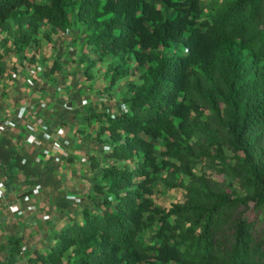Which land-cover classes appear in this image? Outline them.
Returning <instances> with one entry per match:
<instances>
[{
    "label": "trees",
    "instance_id": "16d2710c",
    "mask_svg": "<svg viewBox=\"0 0 264 264\" xmlns=\"http://www.w3.org/2000/svg\"><path fill=\"white\" fill-rule=\"evenodd\" d=\"M212 11L198 23L200 0H0V33L18 27L5 42L17 52L79 27L97 56L83 59L89 76L109 59L113 85L141 74L124 89L127 113L93 116L106 120L99 142L110 147L104 162L90 158L98 213L83 209L46 253L22 255V239L10 240L8 264L26 255L28 264H264V224L249 214L264 210V161L252 156L264 135V0H225ZM215 117L227 118L230 148L245 155L236 167ZM216 163L228 186L210 176ZM164 169L166 189L184 191L169 209L152 198Z\"/></svg>",
    "mask_w": 264,
    "mask_h": 264
},
{
    "label": "crops",
    "instance_id": "0c3cea01",
    "mask_svg": "<svg viewBox=\"0 0 264 264\" xmlns=\"http://www.w3.org/2000/svg\"><path fill=\"white\" fill-rule=\"evenodd\" d=\"M74 31L71 39L64 32L52 33L50 39L39 37L38 45L25 47L21 53L11 43L0 50L4 62L0 72V264H8L10 240L19 237L20 247L31 254L46 253L55 243V233L73 218H82L83 209L90 207L91 213H98L93 202L96 181L90 158L104 162L105 156H100L102 146L88 134L91 130L101 134L106 120L93 116L117 115L124 96L117 97L120 81L112 84L106 63H98L88 75V63L83 59L96 60L97 56L85 45L83 28ZM6 49L10 50L7 54ZM46 138L45 145L36 142ZM61 145H66L65 151L55 162L57 153L52 147ZM64 172L68 188L76 182L70 194L80 196V187L87 191L84 186L90 183L87 188L92 193L80 202L84 206L62 199L60 208L57 201L53 204L51 198L45 201L38 197L24 204L22 196L37 184L47 189L59 186ZM50 209L60 213L53 214ZM12 264H28V260L22 257Z\"/></svg>",
    "mask_w": 264,
    "mask_h": 264
},
{
    "label": "rangeland",
    "instance_id": "374dc122",
    "mask_svg": "<svg viewBox=\"0 0 264 264\" xmlns=\"http://www.w3.org/2000/svg\"><path fill=\"white\" fill-rule=\"evenodd\" d=\"M224 2H225V0H200V4L203 7V12H202L201 15L197 16V22L201 23V22H203L205 20H209L211 18L212 14H213L212 7L221 6V5H223ZM152 3L157 8L163 10L165 12V14L168 15L169 17H171V18H175L176 17V15H177L176 11H174L172 9H168L166 7H163L162 4L159 1H152ZM71 16H72L71 18L74 17V15H71ZM16 30H18V27L14 24L12 29H11V33L8 34L7 31H5L3 33H0V38H2L0 40V42H2V43H0V50H3V47L6 48L5 42L7 40H12L13 41ZM49 30H50V28L48 26H46V27H44V29L41 32V34L44 35L45 32H49ZM40 37H42V36L40 35ZM8 57H10V55ZM9 62H10V58L7 59V63H9ZM3 63L4 62L1 60L0 61V66H2ZM105 63H106L107 67L110 70L111 69L110 64L111 63L114 64L115 60L109 59V62H105ZM140 75H141L140 72L135 69V75L134 76H131V77L127 78L126 80H121L120 81V85H119V87L117 89L118 93L120 94V95H117V97H119V99H121L125 95L124 94V89L127 87L129 81L130 80L134 81V82L138 81V78L140 77ZM112 76L113 75H111V79H112ZM219 91L221 93H224V86H223L222 82L220 83ZM121 102H123V101L119 100V103H120L118 105L119 110H120V107H121ZM221 107H224V104L221 105ZM212 122H213V124L211 125L212 129L218 130L219 133H220V136L223 139H226V141H227V155L229 157H233V159L230 160L229 162H231V165L233 167H236V165L238 164V160H234L235 156H238L240 158H244L245 155L243 153L234 154L233 150L230 148V145H229L230 144L229 143L230 142V138L228 136L229 128L227 127V124L229 122H228L227 118L224 117V120H223L220 117H219V119L215 117ZM83 132H86V131H83ZM88 136L93 137V139H95L97 141V143H99V145L102 146V149H101L102 151H101L100 156L101 155L105 156L107 154V151L105 150V146L99 142L100 139H101V134H99V130L98 131L91 130V132L88 134ZM88 136L86 135V137L90 139L91 137H88ZM80 138H81V136H80ZM102 138L104 139L105 136H103ZM258 138H257V141H256V148H255L254 153L252 155L256 162L264 161V135L263 136L258 135ZM81 139H83V138H81ZM84 139H86V138H84ZM45 141H47V138L45 140L44 139L43 140H37L36 139V142L38 144H41V145H43ZM65 147H66V145H63L62 147H60L61 149L56 148L57 156L54 159L55 162H59L60 161L59 155H61L65 151ZM52 148H53L52 151H55V148L54 147H52ZM164 151H165V146H164L163 141L162 140L157 141L156 142V155H157V157L159 159V163L160 164H162L163 161L165 160ZM129 165L131 167H135V165H131V164H129ZM200 168H201V166L199 167V169ZM219 171H222V167L218 163H216V165L214 167V170L213 171H208V172H209L210 176L214 179V181H216L218 183H222V184H227L225 186H228L229 178L227 176L223 175L222 173H220ZM60 176H63V179H62V182L60 181L59 186H55L53 188H48V189L45 188L46 186L44 188L41 187V192H40V194L37 197L41 198V200L44 199L45 201L48 200L49 198H51V200H53V204L56 201L58 202L56 204L58 207H60V205L64 202V201H62V199L65 200V202H69L70 204H71V202H73V203H76V205H81L82 206L83 204L80 203L81 199L82 200L83 199H87V197L90 195L91 190H89L87 188L88 186L90 187V183L85 181L86 183H88L87 187L84 186L85 189H87V191L83 190L84 188L80 187L79 192H78V194L80 196H78V195H74V194H70L69 193V192H72V190H71L72 188L73 189L75 188V183H76L75 180L73 181L74 183L73 184L71 183L72 185H70V187L68 188L66 186V183H65L67 181V179H68L67 178L68 177L67 173L64 172ZM167 176H168V174H167V170L166 169H164L161 173H159V175L157 177V180L155 182V193H154V195L152 197L153 201H154V203H155V205L157 207L165 208V209L171 208L176 203L183 202V198H184V191L182 189H174V190L166 189V187L164 185V182H165V179L167 178ZM35 180L36 179H34L32 181H35ZM95 181H96V178H95ZM37 185H40V184H37ZM59 188H62V189L58 190ZM42 191L43 192L45 191V192L43 193ZM20 193H22V191ZM42 193L44 195H41ZM68 198L70 200L67 201ZM36 203H38V201ZM24 204H27V203L24 202ZM58 204H60V205H58ZM62 208H64V207H62ZM30 211H34V208L32 206L30 208ZM51 213L59 214L60 212L58 210H53L52 209ZM249 214H251L250 217L252 218V220H257L258 221L259 225L264 224V210L261 211L258 214V215H260L259 219H258V216H256L255 214H253L251 212H249ZM159 227H160L159 223L155 222L151 229H149V230L144 232V234L142 235L143 240L146 243H152L154 241L153 238H152V235H153L154 232H156V230L159 229ZM50 232L52 233L53 231L50 230ZM46 237L49 238V237H51V235L48 234ZM49 242L50 243L52 242V237L49 239ZM27 252H29V251H27ZM25 260H27V255L25 256ZM169 264H177V263H169Z\"/></svg>",
    "mask_w": 264,
    "mask_h": 264
},
{
    "label": "built area",
    "instance_id": "2783aa9c",
    "mask_svg": "<svg viewBox=\"0 0 264 264\" xmlns=\"http://www.w3.org/2000/svg\"><path fill=\"white\" fill-rule=\"evenodd\" d=\"M64 35L67 37V38H70L73 37V30L72 29H67L65 32H64ZM27 108L26 104L23 106V109L22 111H20L18 113V118L20 119L21 116L23 115V113L25 112V109ZM1 111V110H0ZM128 112V109H127V106L124 104V103H121V107H120V110H119V113L118 114H125ZM1 113V112H0ZM111 116H115V115H111ZM8 121H13V120H8ZM15 123V122H14ZM31 130H33V128H29ZM63 145L61 146H56V148H59L61 149L60 147H62ZM105 150L107 151V153L110 152V147L108 146H105ZM57 151V150H56ZM41 192V186L40 185H37L35 188H33L28 194H25L24 196H22V199L25 203H29L31 204V202L34 200V198H36ZM31 208V206H30ZM27 251V248L24 247L22 249V255L23 253H25Z\"/></svg>",
    "mask_w": 264,
    "mask_h": 264
}]
</instances>
